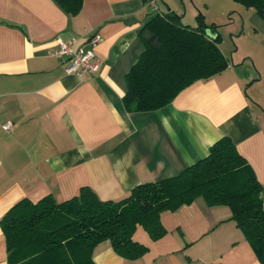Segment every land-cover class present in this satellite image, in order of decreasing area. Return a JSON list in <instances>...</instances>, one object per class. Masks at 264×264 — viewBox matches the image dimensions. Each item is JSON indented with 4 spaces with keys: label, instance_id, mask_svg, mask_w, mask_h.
I'll use <instances>...</instances> for the list:
<instances>
[{
    "label": "crops",
    "instance_id": "obj_1",
    "mask_svg": "<svg viewBox=\"0 0 264 264\" xmlns=\"http://www.w3.org/2000/svg\"><path fill=\"white\" fill-rule=\"evenodd\" d=\"M158 2L82 0L69 15L54 0H0V218L21 199L49 194L61 202L81 187L121 200L140 183L177 175L223 136L251 168L264 201V21L238 7L231 19L250 47L234 49L232 34L216 28L225 70L159 109L127 112L124 76L143 49L138 33L155 13L170 11ZM191 3L199 7L185 1L177 15L189 8L194 19ZM91 33L100 36L95 73L77 77L65 71L67 61L48 55L57 37ZM230 216L229 206L197 197L160 212L166 232L156 240L135 226L132 239L147 246L139 258L117 255L108 240L91 257L95 264H262ZM0 264H8L1 228Z\"/></svg>",
    "mask_w": 264,
    "mask_h": 264
},
{
    "label": "trees",
    "instance_id": "obj_2",
    "mask_svg": "<svg viewBox=\"0 0 264 264\" xmlns=\"http://www.w3.org/2000/svg\"><path fill=\"white\" fill-rule=\"evenodd\" d=\"M69 15L77 14L82 0H54ZM151 0H142L150 3ZM253 8L264 21V0H234ZM172 11L155 13L140 29L143 49L124 76L122 104L127 112L161 108L196 80L225 70L227 58L218 47L217 26L206 24L198 12L196 26L183 25ZM206 29L214 36L206 34ZM262 186L227 136L215 141L208 154L180 173L134 186L118 201L100 200L88 187L78 195L56 202L45 195L36 202L26 198L0 218L8 264H95L94 247L105 240L125 259H136L147 246L132 239L137 224L152 240L165 234L159 221L202 197L208 205H227L230 219L243 233L264 264V201Z\"/></svg>",
    "mask_w": 264,
    "mask_h": 264
},
{
    "label": "rangeland",
    "instance_id": "obj_3",
    "mask_svg": "<svg viewBox=\"0 0 264 264\" xmlns=\"http://www.w3.org/2000/svg\"><path fill=\"white\" fill-rule=\"evenodd\" d=\"M172 3V5H168V3L165 0H159L158 5L160 7V10H167L169 8L170 11L176 13L175 7L183 6L184 2L188 0H168ZM199 3V7H196L194 4L191 3V6L196 11V15L198 12L203 16V21L207 24H215L217 26V29H219L220 32L227 31L228 34H232L233 42L235 43L234 49L236 46L240 47V51L244 49V45L242 46V43L247 44L246 47H250L251 44H249V40L245 39V33L242 35L243 31L241 29L240 23L237 21H232L231 16L234 17L239 11L237 10L238 7H241L244 9V6H242L240 3L235 2L234 0H197ZM191 2V1H190ZM246 9V7H245ZM199 10V11H198ZM191 9L188 8V11L186 13V16L180 19L181 24L188 26H196V15L194 19L189 15ZM177 14V13H176ZM258 17V16H256ZM264 23V22H263ZM231 29H234V31H231ZM217 30V33L220 36V33ZM229 36V35H228ZM221 38V37H220ZM240 51H235L236 54L240 53ZM233 52V55L234 53Z\"/></svg>",
    "mask_w": 264,
    "mask_h": 264
},
{
    "label": "built area",
    "instance_id": "obj_4",
    "mask_svg": "<svg viewBox=\"0 0 264 264\" xmlns=\"http://www.w3.org/2000/svg\"><path fill=\"white\" fill-rule=\"evenodd\" d=\"M150 3L154 7L155 0H151ZM81 38L71 37L64 40L57 37L48 50V55L51 57L67 61L65 71L77 77L95 73L100 63L95 54V47L100 41L99 34L91 33L84 40ZM10 125V122H6L3 128L9 131Z\"/></svg>",
    "mask_w": 264,
    "mask_h": 264
},
{
    "label": "water",
    "instance_id": "obj_5",
    "mask_svg": "<svg viewBox=\"0 0 264 264\" xmlns=\"http://www.w3.org/2000/svg\"><path fill=\"white\" fill-rule=\"evenodd\" d=\"M206 34H207V35H209V36H211V37H213V36H214V33H213V31H212V30H210V29H206Z\"/></svg>",
    "mask_w": 264,
    "mask_h": 264
}]
</instances>
